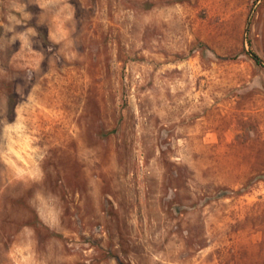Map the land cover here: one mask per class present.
Wrapping results in <instances>:
<instances>
[{
	"label": "rangeland",
	"instance_id": "rangeland-1",
	"mask_svg": "<svg viewBox=\"0 0 264 264\" xmlns=\"http://www.w3.org/2000/svg\"><path fill=\"white\" fill-rule=\"evenodd\" d=\"M249 51L264 0H0V264H264Z\"/></svg>",
	"mask_w": 264,
	"mask_h": 264
},
{
	"label": "trees",
	"instance_id": "trees-1",
	"mask_svg": "<svg viewBox=\"0 0 264 264\" xmlns=\"http://www.w3.org/2000/svg\"><path fill=\"white\" fill-rule=\"evenodd\" d=\"M204 48H207L205 45H204ZM208 49V48H207ZM250 58L257 64V65H262L264 66V61L255 53L249 51L248 52Z\"/></svg>",
	"mask_w": 264,
	"mask_h": 264
}]
</instances>
